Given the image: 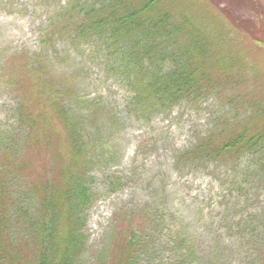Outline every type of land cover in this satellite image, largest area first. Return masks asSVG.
Returning <instances> with one entry per match:
<instances>
[{"label":"rangeland","instance_id":"obj_1","mask_svg":"<svg viewBox=\"0 0 264 264\" xmlns=\"http://www.w3.org/2000/svg\"><path fill=\"white\" fill-rule=\"evenodd\" d=\"M101 1L0 0V150L9 148L11 155L36 159L28 173L37 180L43 173L40 163L47 160L44 167L57 177L61 162L51 160L52 151L60 148L62 158L67 159L68 131L82 137L91 150L92 164L85 182L99 194L80 209L77 229L81 235L82 228L85 248L71 264L108 262L101 250L109 245L115 230L125 226L144 244L137 264H209L217 260L263 264L262 153L236 162L233 184L223 179L227 171L232 173L230 163L212 158L178 162L177 158L217 123L222 129L225 122L246 121L253 114V119L239 123L236 131L245 126L249 133H264V0H252L255 4L251 7L246 0H176L174 5L160 6L168 4L180 11V24L191 26V20L206 19L194 20L197 27L191 33L200 51L199 71L207 76V86H202L205 95L183 100L164 112L138 109L136 99L130 96L133 88L112 68L113 55L104 52L95 34L84 39L72 37L73 26L62 30L60 36L50 34L47 26H62L60 20L65 15L68 22L81 13V7L93 4L97 8ZM214 18L218 24H213ZM238 21L255 27L257 36L252 38L237 27ZM171 62L166 57L162 65ZM24 66L35 71L19 72ZM60 79L66 90L56 84L53 89L65 98V111L60 114L64 125L70 126L67 130L52 116L55 99L46 101L42 86L45 80L58 83L55 80ZM16 88H22L18 95ZM35 88L42 94L36 102L31 97ZM21 104L30 112L43 111L50 135L49 141L43 142L51 144L47 150L36 145L25 152L24 133L15 130ZM11 183L16 189L15 214L33 213L35 200L24 189L26 185ZM119 254L106 264H118ZM9 257L14 259L10 250Z\"/></svg>","mask_w":264,"mask_h":264},{"label":"trees","instance_id":"obj_2","mask_svg":"<svg viewBox=\"0 0 264 264\" xmlns=\"http://www.w3.org/2000/svg\"><path fill=\"white\" fill-rule=\"evenodd\" d=\"M135 1L136 4L132 3L133 0H102L97 8L92 7L93 4L90 6L86 4V8L81 7V13L75 18L72 17L67 22L68 15H65V19L60 20L62 26L51 24L47 28L51 29L50 34L57 36L63 33L62 30H71V26L74 33L72 37L84 39L95 34L96 39L99 40L98 45L105 53L113 55L112 68L115 67L116 73H121L133 88L130 96L136 99L140 111H146L150 107L152 110L164 112L183 100L202 96V86H207L204 83L207 76L206 73L199 71L201 61L197 59V54L200 51L192 34L197 27L193 26L197 25L195 21L206 19L191 20L189 22L191 26H188V22L180 24L178 21L181 16L180 11L172 9L168 4L166 8L160 7L165 3L174 5L176 0ZM246 1L250 7L255 4L252 0ZM219 11L223 10L219 9ZM183 17L185 22V15ZM215 20L217 21L216 18L212 20L213 24L216 23ZM236 23L240 25L237 27H242L250 35L252 34V38L257 36L253 31L255 27L243 26L240 21ZM203 26L202 23L201 27ZM261 26H264V22H261ZM166 57L172 60L167 67L162 65ZM41 66L39 65V68ZM21 69L29 73L35 71L33 67L31 72L26 70L25 66L19 68V72ZM15 70L18 71L16 67ZM6 72L8 68H5ZM9 76L10 73L6 75L7 78ZM55 81L58 83L45 80L42 86L46 89V101L48 98L55 99L52 104V116H56L58 124L67 130L70 126L64 125L65 121L60 114L65 108L63 105L65 98L59 97L61 94L58 96L53 89L56 87L55 84L64 88V80ZM19 89L22 88L15 89L17 95ZM53 93L54 97L51 96ZM31 94L32 101H39L41 93H37L36 88ZM52 100H49V104ZM147 105L148 107L142 108ZM42 114L43 111L39 109L35 112L28 111L24 104L17 107L15 130L24 133L25 140L22 146L29 147L25 152L36 145L46 150L51 145L43 142L49 141L50 135H47L48 124L42 118ZM64 114L66 116V112ZM252 119L253 114L248 116L246 121L225 122V125H220L222 129L218 128L217 123L215 127L208 129L205 136L197 138L190 150L180 154L177 158L178 162L212 158L222 164L230 163L232 173L227 171L223 179L226 183H235L237 175L234 165L240 158L247 155L256 157L260 152L264 160V133H249L245 130V126H242L243 130L240 132L236 131L239 128L235 129L239 123H248ZM66 135L70 144L65 154L67 159L62 158L60 148V151H52L51 160L61 162L55 179L54 175L44 167L48 160L40 163L43 173L40 174V180H37L36 175L32 172L28 173L36 163V159L28 158L26 154L11 155L9 148L0 150V264H71L80 253L82 254L85 238L82 228L81 235L77 229L80 227L77 222L78 215L80 209L94 201L99 192H95L92 186L85 182L88 177L87 168L89 169L92 164L91 150L82 141V137L79 139L71 131ZM41 136L43 138L33 140ZM261 167H264V162ZM11 182H18L21 186L26 185L23 186L24 189L35 200L33 213L24 214L22 217L15 214L13 207L16 204V189ZM129 223L128 219L126 224ZM237 225L242 227L240 222H237ZM115 233L111 236L109 245L101 250V254H107L106 257L110 262L120 253L117 258L118 264H137L139 254L144 247L142 241L130 232L129 226L115 230ZM134 238L137 239L136 242L133 241ZM9 250L14 259L9 257ZM20 254L24 256H19ZM187 257L186 252H183V258ZM220 261L209 264H225ZM108 262L105 260L104 264Z\"/></svg>","mask_w":264,"mask_h":264}]
</instances>
